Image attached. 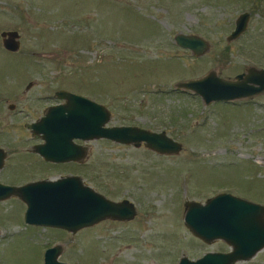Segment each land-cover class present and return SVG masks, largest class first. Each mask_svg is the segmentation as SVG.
Instances as JSON below:
<instances>
[{
  "label": "rangeland",
  "instance_id": "obj_1",
  "mask_svg": "<svg viewBox=\"0 0 264 264\" xmlns=\"http://www.w3.org/2000/svg\"><path fill=\"white\" fill-rule=\"evenodd\" d=\"M243 13L246 29L228 41ZM3 31L18 32L21 50L8 54L0 39V184L77 175L109 200L130 201L137 214L70 234L27 225L25 204L7 198L0 201V264H43L55 245L66 264H178L231 250L193 237L183 206L219 193L264 206V94L204 106L174 86L212 70L223 79L264 70V0H0ZM176 35L197 36L208 51L194 57L176 45ZM42 43L61 60L27 73L25 49ZM29 82L35 87L26 91ZM59 89L105 106L107 127L164 132L181 151L158 155L99 139L78 143L87 150L83 165L44 162L31 152L42 140L26 125L43 116ZM235 264H264V249Z\"/></svg>",
  "mask_w": 264,
  "mask_h": 264
},
{
  "label": "water",
  "instance_id": "obj_2",
  "mask_svg": "<svg viewBox=\"0 0 264 264\" xmlns=\"http://www.w3.org/2000/svg\"><path fill=\"white\" fill-rule=\"evenodd\" d=\"M247 21V13L236 19L228 41L244 32ZM0 39L4 50L19 51L17 31H3ZM174 41L177 46L190 50L194 57L204 55L209 48L207 42L197 36L176 35ZM174 90L198 95L204 105L252 99L264 94V70L250 67L233 79L219 78L212 70L201 78L175 84ZM55 95L62 103L47 108L41 118L26 125L33 137L43 141L32 146L31 152L46 162L57 164L84 159L86 148L76 145L74 140L104 139L136 149L144 147L158 155H177L181 151V145L164 132L133 126L107 127L111 113L86 97L63 90ZM13 109V105L9 106V110ZM5 157V152L0 149V170ZM10 197H17L26 205L24 221L27 225L61 229L71 234L104 220L131 221L137 214L130 201H111L84 185L78 176L22 186L0 184V201ZM183 207L184 225L193 237L205 244L220 240L231 250L209 252L194 261L182 257L178 264H235L249 261L264 249V206L219 193L204 203L185 201ZM61 251L60 245L48 248L43 255V264H66L58 261Z\"/></svg>",
  "mask_w": 264,
  "mask_h": 264
},
{
  "label": "flooded vegetation",
  "instance_id": "obj_3",
  "mask_svg": "<svg viewBox=\"0 0 264 264\" xmlns=\"http://www.w3.org/2000/svg\"><path fill=\"white\" fill-rule=\"evenodd\" d=\"M2 10H5L6 11L5 13H7V14L13 13L12 10H9V11H7L6 9H2ZM47 27L49 29V27H51V26H47ZM50 30H52V29H50ZM68 47H69V45L66 48H68ZM20 48H21V44H20ZM20 50L21 49H19V51L16 52V53H11V52H7V51L6 52L8 54H13L14 55V54H18L20 52ZM70 50H71V47L69 48V50H67V49L64 50L63 53L65 55H67V51H70ZM24 58L26 59V62L28 63V65L26 67V72L27 73L30 71V69H31L32 66L36 70H39V72H40L41 69L43 70V68L45 67V65H44V63L42 61H47L49 59L50 60L49 62H53V63L54 62H57V63H59V61L61 60V58L59 57V54L56 51H46L45 46L43 45V43L41 44L40 49H37V47H34V49H28V48H26L25 49V56H24ZM41 67H43V68H41ZM33 87H35V84L33 82H29L26 85V91L27 90H31ZM62 90L63 89L56 90V91L53 92V94L51 96H48V98H50L51 100H54L55 102L53 101L51 104L46 105V107L44 108L43 113L47 110V108L52 107V106H56V105H58V104H60L62 102V101L58 100L56 98V95H55L58 91H62ZM183 93H186V92H183ZM79 142H83V141H80V140H75L74 141V143L76 145H78ZM78 146H81V145L79 144ZM86 158H87V155H86V157L84 159H82L79 162L58 163L56 165H63V164H69V163H75V164L83 165L84 164L83 162L86 160ZM46 163H48V162H46ZM50 164H53V163H50ZM73 176H77V175H73Z\"/></svg>",
  "mask_w": 264,
  "mask_h": 264
}]
</instances>
